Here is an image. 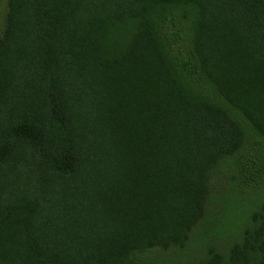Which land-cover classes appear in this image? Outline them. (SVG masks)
Masks as SVG:
<instances>
[{
    "label": "trees",
    "instance_id": "trees-1",
    "mask_svg": "<svg viewBox=\"0 0 264 264\" xmlns=\"http://www.w3.org/2000/svg\"><path fill=\"white\" fill-rule=\"evenodd\" d=\"M5 2L0 264L184 247L245 142L232 116L264 141V0ZM220 245L192 264H264V201Z\"/></svg>",
    "mask_w": 264,
    "mask_h": 264
},
{
    "label": "rangeland",
    "instance_id": "rangeland-1",
    "mask_svg": "<svg viewBox=\"0 0 264 264\" xmlns=\"http://www.w3.org/2000/svg\"><path fill=\"white\" fill-rule=\"evenodd\" d=\"M0 0V32L5 13ZM246 131L242 147L231 159L220 164L221 178L214 183V193L205 208V217L192 229L184 247L154 249L146 252L140 264H192L206 244L226 246L247 224L250 212L264 201V141L256 137L247 121L232 116ZM226 171L231 174H223Z\"/></svg>",
    "mask_w": 264,
    "mask_h": 264
}]
</instances>
